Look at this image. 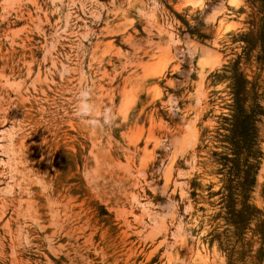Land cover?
<instances>
[{"label": "rangeland", "instance_id": "obj_1", "mask_svg": "<svg viewBox=\"0 0 264 264\" xmlns=\"http://www.w3.org/2000/svg\"><path fill=\"white\" fill-rule=\"evenodd\" d=\"M16 182L0 264H264V0H0Z\"/></svg>", "mask_w": 264, "mask_h": 264}, {"label": "bare ground", "instance_id": "obj_2", "mask_svg": "<svg viewBox=\"0 0 264 264\" xmlns=\"http://www.w3.org/2000/svg\"><path fill=\"white\" fill-rule=\"evenodd\" d=\"M16 141H17V138L12 136V137H10V140L8 142L9 151L11 152V154H8L7 162L11 163L12 166L16 165L15 157L13 156L14 155L13 152H15V149H16L15 148ZM153 142H155V141H153ZM13 178L14 177H12V179ZM16 186H17L16 191L11 193V195H9L8 198L1 199L0 203L5 204V205L8 204L9 206H11L12 212L17 211V209L15 208V204L18 207H20L23 203L26 204L27 207L32 205L35 207L32 216L37 221H43L44 218L46 217V214L43 212L44 207L41 205L42 199H40V198H44L43 194H40V193L37 194L36 192H34V187L31 185H28V184L16 182ZM55 196H56V193L53 189L49 192V194H46V200H47L48 207L51 204H54L52 202L50 203V201L54 200ZM23 198H26V199H23ZM8 205H7V207H8ZM50 218L52 219L53 216L50 215Z\"/></svg>", "mask_w": 264, "mask_h": 264}, {"label": "clouds", "instance_id": "obj_3", "mask_svg": "<svg viewBox=\"0 0 264 264\" xmlns=\"http://www.w3.org/2000/svg\"><path fill=\"white\" fill-rule=\"evenodd\" d=\"M79 95L81 98L86 97L88 95L86 90H82ZM92 112V106L87 103H78L75 106V114L78 118H80L83 122L87 123L91 127H99L97 122L92 119H88ZM110 123V116L106 115L104 124Z\"/></svg>", "mask_w": 264, "mask_h": 264}]
</instances>
